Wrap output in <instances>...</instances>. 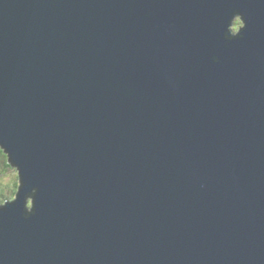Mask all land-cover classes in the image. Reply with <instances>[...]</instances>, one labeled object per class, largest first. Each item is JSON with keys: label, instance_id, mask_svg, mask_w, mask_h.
<instances>
[{"label": "water", "instance_id": "water-1", "mask_svg": "<svg viewBox=\"0 0 264 264\" xmlns=\"http://www.w3.org/2000/svg\"><path fill=\"white\" fill-rule=\"evenodd\" d=\"M0 144V264H264V0H0Z\"/></svg>", "mask_w": 264, "mask_h": 264}, {"label": "trees", "instance_id": "trees-1", "mask_svg": "<svg viewBox=\"0 0 264 264\" xmlns=\"http://www.w3.org/2000/svg\"><path fill=\"white\" fill-rule=\"evenodd\" d=\"M4 175H10L6 182H3ZM18 171L11 167L8 156L0 155V204H4L9 198H15L19 188Z\"/></svg>", "mask_w": 264, "mask_h": 264}, {"label": "clouds", "instance_id": "clouds-1", "mask_svg": "<svg viewBox=\"0 0 264 264\" xmlns=\"http://www.w3.org/2000/svg\"><path fill=\"white\" fill-rule=\"evenodd\" d=\"M244 21H245L244 18H243V20H241V15L237 16V19H236V29L237 30H239V29L245 30L246 29V24L244 23ZM238 38H241V35ZM13 199H15V198L13 197ZM28 209H29V214L24 217L25 219L32 217L33 215H35V212H36L31 199L29 200V203H28ZM0 210H2V206H0Z\"/></svg>", "mask_w": 264, "mask_h": 264}, {"label": "rangeland", "instance_id": "rangeland-1", "mask_svg": "<svg viewBox=\"0 0 264 264\" xmlns=\"http://www.w3.org/2000/svg\"><path fill=\"white\" fill-rule=\"evenodd\" d=\"M235 25H236V21L234 22V25H233V27H232V29H233L234 32L237 31ZM9 176H10V175H9ZM9 176H8V175H6V176L4 175V177H3V182H4V183L6 182L7 179H9ZM8 200H12V199L9 198ZM0 205H1V204H0Z\"/></svg>", "mask_w": 264, "mask_h": 264}, {"label": "snow or ice", "instance_id": "snow-or-ice-1", "mask_svg": "<svg viewBox=\"0 0 264 264\" xmlns=\"http://www.w3.org/2000/svg\"><path fill=\"white\" fill-rule=\"evenodd\" d=\"M235 27H236V25H235ZM4 150H5V148L2 146V144H0V155L4 154Z\"/></svg>", "mask_w": 264, "mask_h": 264}]
</instances>
